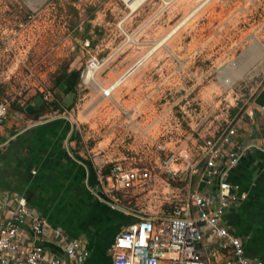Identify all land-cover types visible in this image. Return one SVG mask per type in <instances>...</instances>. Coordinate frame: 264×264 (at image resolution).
<instances>
[{"label":"rangeland","instance_id":"1","mask_svg":"<svg viewBox=\"0 0 264 264\" xmlns=\"http://www.w3.org/2000/svg\"><path fill=\"white\" fill-rule=\"evenodd\" d=\"M131 1L0 0V91L10 107L48 92L65 102L70 82L58 86L59 77L69 71L75 81L78 71L74 107L61 109L77 122L81 149L144 164L161 142L195 158L264 85V59L235 80L226 75V84L220 78L249 64L256 41L264 47V0H146L136 11ZM94 61L95 79L85 83ZM53 101L45 111L59 114ZM163 179L123 193L122 204L138 214L167 211L188 186Z\"/></svg>","mask_w":264,"mask_h":264},{"label":"built area","instance_id":"2","mask_svg":"<svg viewBox=\"0 0 264 264\" xmlns=\"http://www.w3.org/2000/svg\"><path fill=\"white\" fill-rule=\"evenodd\" d=\"M97 65L94 61L90 67ZM42 96L45 102L53 101L50 92ZM9 111L10 104L0 93V127ZM260 132L264 134V122ZM237 136L238 127L230 123L206 137L195 158L186 149L174 150L172 142L171 146L158 142L160 155L154 162L137 163L131 157L106 164L107 171L99 174L102 191L113 209L136 218L111 245L113 264H264L245 256L242 239L223 222L225 212L247 196L228 179L247 149L233 144ZM163 176L188 186L167 211L138 214L122 204L123 193L164 181ZM0 211V264H86L90 252L82 240L50 226L23 196L4 194Z\"/></svg>","mask_w":264,"mask_h":264},{"label":"crops","instance_id":"3","mask_svg":"<svg viewBox=\"0 0 264 264\" xmlns=\"http://www.w3.org/2000/svg\"><path fill=\"white\" fill-rule=\"evenodd\" d=\"M151 52L108 87L120 81L113 90L116 91ZM262 59L264 47L256 41L248 56L249 64L238 67L236 78ZM83 80L91 81L86 82L84 75ZM69 95L64 101L70 99ZM263 103L264 85L253 100L246 101L245 111L238 110L230 122L238 127L233 144L247 149L228 179L238 184L247 196L223 216L229 231L242 239L245 256L262 261L264 134L260 129L264 122ZM30 104L19 101L11 105L8 118L0 127V197L6 193L23 196L50 226L62 228L70 238L81 239L90 252L86 264H113L111 245L121 229L136 218L113 209L99 185V174L112 160L79 147L75 136L78 124L70 113L58 111L59 114L53 115L45 111L35 119L26 111Z\"/></svg>","mask_w":264,"mask_h":264},{"label":"trees","instance_id":"4","mask_svg":"<svg viewBox=\"0 0 264 264\" xmlns=\"http://www.w3.org/2000/svg\"><path fill=\"white\" fill-rule=\"evenodd\" d=\"M73 74L74 75L76 74L75 81L73 80V75L70 74L69 71H65L64 73H62L59 77L57 85L60 86L67 81L70 82L69 93H74L76 96L77 95V91H76L77 80H78V77L80 74L78 71L73 72ZM52 103H53V110L60 111L61 113L64 112V110L61 109V106L65 107L67 110H71L74 107V104L68 105L66 102H63V101L61 102L59 100L53 101ZM49 105L50 104H48V102H45L41 107L36 109V111L33 113L32 117L35 119H39V117H41L44 114L45 109H50ZM21 110L24 111L25 108L22 107ZM75 136H76V139L79 140V137H80L79 132H76ZM104 171L106 172L107 169H105Z\"/></svg>","mask_w":264,"mask_h":264},{"label":"bare ground","instance_id":"5","mask_svg":"<svg viewBox=\"0 0 264 264\" xmlns=\"http://www.w3.org/2000/svg\"><path fill=\"white\" fill-rule=\"evenodd\" d=\"M126 1H129V0H126ZM145 0H133V1H131V2H133L132 4H130L129 3V7L130 8H133L132 10H135V9H137V7L139 6V5H141L143 2H144ZM262 51V50H261ZM246 68V67H245ZM243 72V71H242ZM241 72V73H242ZM243 74V73H242ZM221 81L224 83V84H226L227 82H230V80H226L225 78H226V75L228 76H230L231 78H233L234 80L236 79V77H237V73H235V72H232V71H230V70H224L223 71V73H221ZM95 76V71H94V69H92L91 67H89L86 71H85V73H84V79H85V81L86 82H89L93 77ZM93 79H95V78H93ZM225 80V81H224ZM120 84V81L119 82H117V83H114L113 85H111L110 87H108L107 89H105V90H107V92H113V90H115L116 89V87L118 86Z\"/></svg>","mask_w":264,"mask_h":264},{"label":"water","instance_id":"6","mask_svg":"<svg viewBox=\"0 0 264 264\" xmlns=\"http://www.w3.org/2000/svg\"><path fill=\"white\" fill-rule=\"evenodd\" d=\"M73 96H74V94H73V93H70V95H69L70 100H69V99H66V100H65V102H66L68 105L71 104L70 102L72 101L71 98H72ZM44 103H45V100H44L43 96H42V95L37 96V97L34 99L33 104L28 105V107L26 108L27 113H28V114H33V113L36 111V109L39 108V107H41Z\"/></svg>","mask_w":264,"mask_h":264}]
</instances>
